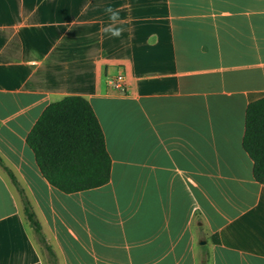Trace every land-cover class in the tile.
Here are the masks:
<instances>
[{
    "label": "crops",
    "instance_id": "crops-1",
    "mask_svg": "<svg viewBox=\"0 0 264 264\" xmlns=\"http://www.w3.org/2000/svg\"><path fill=\"white\" fill-rule=\"evenodd\" d=\"M68 95L90 101L112 159L106 185L73 194L27 145ZM261 98L264 0H0V264H264L243 146Z\"/></svg>",
    "mask_w": 264,
    "mask_h": 264
},
{
    "label": "trees",
    "instance_id": "trees-1",
    "mask_svg": "<svg viewBox=\"0 0 264 264\" xmlns=\"http://www.w3.org/2000/svg\"><path fill=\"white\" fill-rule=\"evenodd\" d=\"M27 145L43 176L63 193L96 189L111 179L112 159L104 131L92 104L83 96L68 95L49 104L28 135ZM243 146L254 161L255 179L264 185V98L247 107ZM23 199L27 219L54 260L55 253L28 199Z\"/></svg>",
    "mask_w": 264,
    "mask_h": 264
},
{
    "label": "clouds",
    "instance_id": "clouds-1",
    "mask_svg": "<svg viewBox=\"0 0 264 264\" xmlns=\"http://www.w3.org/2000/svg\"><path fill=\"white\" fill-rule=\"evenodd\" d=\"M105 12L109 14V20L112 22L105 28V31L110 33L112 37H120L124 29L113 26L120 20V9H114L112 6H108L105 8Z\"/></svg>",
    "mask_w": 264,
    "mask_h": 264
},
{
    "label": "built area",
    "instance_id": "built-area-1",
    "mask_svg": "<svg viewBox=\"0 0 264 264\" xmlns=\"http://www.w3.org/2000/svg\"><path fill=\"white\" fill-rule=\"evenodd\" d=\"M110 84L118 89L126 90V81L124 75H117L113 79L110 80Z\"/></svg>",
    "mask_w": 264,
    "mask_h": 264
}]
</instances>
